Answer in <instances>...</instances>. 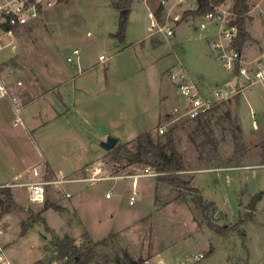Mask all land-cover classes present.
<instances>
[{
    "label": "rangeland",
    "instance_id": "374dc122",
    "mask_svg": "<svg viewBox=\"0 0 264 264\" xmlns=\"http://www.w3.org/2000/svg\"><path fill=\"white\" fill-rule=\"evenodd\" d=\"M113 1L65 0L18 30L14 37H3L6 47L0 56L2 65H9L3 67L4 72L10 73L5 77L17 88L18 99L30 103L23 113L28 110L42 114L23 121L16 119L22 112L14 110V118L8 120L10 126L26 134L29 127L37 126L35 139L43 153L48 178H56L59 172L69 178L92 176L95 167L102 168L98 176L138 173L145 167L114 163L102 142L112 135L118 143L126 142L135 148L140 132L150 130L156 136L162 134L160 126L165 131L174 127L184 156L185 178L193 176L204 198L216 204L211 218L218 224L235 225L254 199L256 211L240 225L241 232L220 234L208 226L190 196L182 202L179 191L157 176L138 178V195L133 203L131 177L103 179L93 185L78 181L64 185L71 197L50 187L47 200L64 208H48L42 213L54 232H47L40 221L22 235V221L41 210L47 200L35 205L30 201L28 187L15 185L11 188L14 207L8 213L0 207L6 226L1 239L9 260L12 264H63L61 259H52L53 252L47 250L54 235L69 234L81 245L87 241V232L94 242L115 234L106 245L97 247L101 255L112 258L123 256L127 250L139 261L160 254L183 264H264V81L245 88L241 96L239 93L223 101L218 111L203 117L210 123L220 155L227 159L235 151V142L230 123L222 113L232 110V118L237 117L243 129L244 165L207 163L197 146L205 132L193 131L197 121L184 115L183 98L168 71L182 63L195 80L211 90L227 87L231 76L210 46L217 38V28L203 15L184 18L186 11L198 6V0H186L175 9L181 19L173 24V37L165 39L161 34H152L146 4L134 0L121 38L122 14ZM257 1L250 0L251 7ZM226 6H232V1ZM151 9L159 23L166 21L157 2ZM254 13L252 9L253 17L250 14L246 23L252 35L244 46L246 54L259 49L264 38L262 21ZM203 21L208 23L204 29L200 26ZM8 43L16 44V50ZM75 49H79L78 55L73 54ZM100 55L105 60H100ZM70 56L74 58L72 62L68 61ZM7 100L6 94L0 95V104ZM61 112L62 118H51L55 113L61 116ZM253 113L257 127L252 123ZM35 150L32 143L27 152L30 165L35 163L31 158ZM14 152L0 140L3 183L15 181L11 166L16 160L7 161V157L15 156L19 161V152ZM108 191L111 197L106 196ZM195 252H203L205 257L187 262Z\"/></svg>",
    "mask_w": 264,
    "mask_h": 264
},
{
    "label": "built area",
    "instance_id": "2783aa9c",
    "mask_svg": "<svg viewBox=\"0 0 264 264\" xmlns=\"http://www.w3.org/2000/svg\"><path fill=\"white\" fill-rule=\"evenodd\" d=\"M149 11L151 17L152 34H161L165 39H170L174 35V23L181 19V15L175 12V9L184 3L186 0H142ZM232 1V0H228ZM224 2L214 6V11H208L203 14L205 20L212 22L217 28V38L210 42L211 48L214 50L217 61L221 66L228 71L231 80L227 87H217L211 91H202L187 68L182 64H176L169 69L168 77L177 88L179 94L183 98L185 113L188 119H197L210 113L218 104L229 100L243 90L253 84L264 81V43L262 47L254 51L252 54H246L245 48L239 49L235 43L239 37V27L235 23L237 17L232 6H226ZM157 2L160 9L166 16L164 23H159L156 13L151 9L152 4ZM59 0H0V51L6 45L3 37H14L18 30L29 26L39 17H41L48 9L54 7ZM252 9L254 15L262 21L264 32V0H258L253 7L248 11L251 14ZM252 15V14H251ZM253 17V15H252ZM207 21H203L201 28L207 27ZM15 51L17 46L13 43H8ZM80 53L79 49L73 51L74 55ZM100 60H105L104 55L99 56ZM74 58L68 57V61L72 62ZM5 86L0 84V93H7ZM15 111L19 114L21 103L17 97L12 98ZM20 120V116L16 118ZM253 125L256 126V115L252 114ZM160 133L165 132V127L160 126ZM41 155L42 151L39 149ZM115 163V162H114ZM101 167H95L92 176L72 178L67 177L63 172H59L56 178H48L46 176L45 160L35 165L29 166L22 174L15 177V181L0 184V187H11L15 185L27 186L29 190L30 201L35 205H43L48 197L51 186H54L56 191H60L66 197H71L72 194L65 190L64 185L70 182L86 181L89 185H93L103 179H118L123 177H131L133 179V193L130 197V202L133 203L138 195L137 183L141 176H158L160 172L155 171L150 166L143 168L135 174H115L108 176H98L101 172ZM21 177L25 180L18 181ZM107 197L111 196V192L106 193ZM6 231L5 220L0 217V264H12L8 258L6 245L2 242V235ZM205 257L203 252H195L187 258V262L199 261ZM137 264H183L181 261H169L160 254H155L152 257L144 258Z\"/></svg>",
    "mask_w": 264,
    "mask_h": 264
},
{
    "label": "trees",
    "instance_id": "16d2710c",
    "mask_svg": "<svg viewBox=\"0 0 264 264\" xmlns=\"http://www.w3.org/2000/svg\"><path fill=\"white\" fill-rule=\"evenodd\" d=\"M65 0H59L63 2ZM228 0H198V6L196 9L186 11L183 15L186 18L188 15L193 14L195 16L203 15L208 11H214V6L220 5ZM233 10L236 12L237 17L235 23L239 27V37L235 46L239 49H243L247 40L252 39L251 32L247 29L246 23L250 15L248 11L251 8L250 0H232ZM114 6L121 11V22L119 34L121 38H124L126 25L128 22L129 12L131 10L134 0H114ZM241 93L239 94V96ZM221 104V103H220ZM218 104L213 111H218L220 108ZM209 114V113H208ZM228 119L230 123L229 130L232 133V137L235 142V151L231 157L225 159L220 155L218 151V143L213 135V130L209 127L210 123L208 120L203 119L201 116L195 121L197 125L193 128V131L203 130L205 137L197 143L200 150V156L205 158L207 163L216 161L221 166H242L244 165L245 148L243 143V129L238 118H232V110L227 109L222 113ZM221 113L219 119H221ZM207 115V114H206ZM170 118L169 116L167 117ZM209 127V128H208ZM206 152V153H205ZM108 155L111 161L118 165L126 163V165H141L143 167L150 166L160 175L157 179L160 181H167L174 189L178 190L181 196V201L186 202L188 196L191 197V201L201 210L205 216L208 226L214 231L225 234L232 230L240 231V225L243 224L249 217H252L256 211L255 199L247 207V212L239 223L235 225H222L218 224L211 218L213 213L216 212L217 207L215 202L208 201L202 195L200 189L193 183V176L185 178L184 172L186 170L184 164V156L178 148V144L175 137V128L171 127L162 134L156 136L150 130L142 131L136 138L135 148H131L126 142L118 143L112 150H109ZM264 163V162H263ZM187 177V175H186ZM193 184V185H192ZM14 194L11 187H0V207L3 213H8L14 207ZM48 208H55L62 211L64 208L47 200L46 205L42 207L36 214L31 213L28 218L24 219L21 223V234L24 235L28 232L29 228L37 222H44L45 229L47 232L52 233L54 230L47 224L43 211ZM87 241L79 245L76 243V239L65 234L63 237L54 235L51 241V248L48 251L53 252L52 259H61L63 264H137L139 260H135L127 250L123 251V256L116 255L112 258L109 254L101 255L97 247L98 245H106L108 241L115 234L94 242L85 232ZM44 238H47L43 234Z\"/></svg>",
    "mask_w": 264,
    "mask_h": 264
},
{
    "label": "crops",
    "instance_id": "0c3cea01",
    "mask_svg": "<svg viewBox=\"0 0 264 264\" xmlns=\"http://www.w3.org/2000/svg\"><path fill=\"white\" fill-rule=\"evenodd\" d=\"M263 43H264V38L261 41V47H262ZM1 51H3V50H1ZM254 51H256V50H252V51L250 50L249 54H252ZM2 62L3 61L1 60V56H0V84L5 86L6 89L8 90V92L5 93V94L8 96V100L11 101V102L9 104V102L7 100L6 102L2 101L1 104H0V118H1L0 119V131H2V134H3L0 137V140H2V142H4L5 148H7L10 152H12V154L15 153L14 151H18L19 152V161H18L16 156L15 157H11V158L7 157V161H9V162H11L12 160H16V163L13 165V167L11 166V171L14 172L15 177H16L19 174H22L29 166H31L30 163L27 162V158H29L28 155H27L28 154L27 152L30 150V147H31L32 143H34V145H35V147L37 149V150H35L32 153V156H31L33 162H35L33 165H35V164L39 163L40 161H42V156L43 155H41L39 153V144L36 142V139H35V128L37 126L36 127H29L28 128L29 134H26L24 131H21V129L16 131L15 128L11 127L10 123H8L9 122L8 121L9 117H11V119L14 118L13 112H14L15 108H14V102H13L12 98L14 96L17 97L15 95V90L17 88L14 87V84H12V82L10 80L6 79L5 75H9L10 73L9 72L5 73L4 72L5 69H3V67L4 66H9V65H5V64L2 65ZM10 66H12V65H10ZM195 82L197 83V85L199 86V88L202 91H211V88H209L205 84L200 83L198 80H195ZM242 93H241V95H242ZM5 94L4 93H0V95H5ZM18 100L21 103L20 113L21 112L22 113L20 115V118L23 121H25L28 118L30 119L31 116L32 117H35V116L36 117H42V114H37L36 112L35 113L34 112L31 113L28 110H26L23 113V111L27 108L28 105H30V103H27L26 101L24 102V101H22V99H18ZM34 103H36V101ZM34 103H32V104H34ZM57 115L58 114L55 113V114L52 115L51 118H54V117L62 118V115H64V114L61 112L59 114L61 116H57ZM69 122H71V120H69ZM257 124H258V121H257ZM38 126H41V124L38 125ZM15 149H17V150H15ZM15 171H16V173H15ZM2 183L3 182L0 181V184H2ZM4 183H6V182H4ZM132 184H133V180H132Z\"/></svg>",
    "mask_w": 264,
    "mask_h": 264
},
{
    "label": "water",
    "instance_id": "95a60500",
    "mask_svg": "<svg viewBox=\"0 0 264 264\" xmlns=\"http://www.w3.org/2000/svg\"><path fill=\"white\" fill-rule=\"evenodd\" d=\"M118 141L117 137L111 135L102 142V147L107 151L112 150L118 144Z\"/></svg>",
    "mask_w": 264,
    "mask_h": 264
}]
</instances>
